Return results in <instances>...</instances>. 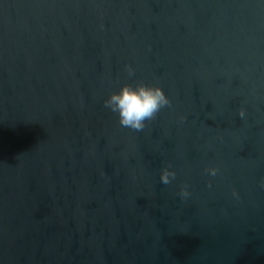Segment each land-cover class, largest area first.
<instances>
[{
  "label": "water",
  "instance_id": "95a60500",
  "mask_svg": "<svg viewBox=\"0 0 264 264\" xmlns=\"http://www.w3.org/2000/svg\"><path fill=\"white\" fill-rule=\"evenodd\" d=\"M0 264H264V0H0Z\"/></svg>",
  "mask_w": 264,
  "mask_h": 264
},
{
  "label": "clouds",
  "instance_id": "9594fccd",
  "mask_svg": "<svg viewBox=\"0 0 264 264\" xmlns=\"http://www.w3.org/2000/svg\"><path fill=\"white\" fill-rule=\"evenodd\" d=\"M125 70L129 78L135 76V69L131 65H126ZM103 103L106 109L117 114L118 123L122 128L139 132L147 127V122L155 120L163 109L171 107L172 99L159 84L136 81L121 84L119 90L111 92ZM245 115V109L242 107L239 116L244 118ZM205 171L214 177L219 169L211 167ZM176 176V171L168 165L161 170L160 180L164 185H169ZM180 195L186 198L189 193L185 188Z\"/></svg>",
  "mask_w": 264,
  "mask_h": 264
}]
</instances>
